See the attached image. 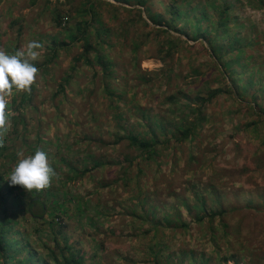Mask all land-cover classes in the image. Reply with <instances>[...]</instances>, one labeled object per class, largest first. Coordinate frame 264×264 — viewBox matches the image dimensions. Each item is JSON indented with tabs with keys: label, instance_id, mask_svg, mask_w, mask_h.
<instances>
[{
	"label": "rangeland",
	"instance_id": "374dc122",
	"mask_svg": "<svg viewBox=\"0 0 264 264\" xmlns=\"http://www.w3.org/2000/svg\"><path fill=\"white\" fill-rule=\"evenodd\" d=\"M36 1L0 0V51L9 56L22 52L21 59L39 71L29 91L13 87L6 98L0 140L5 139L4 149H8L0 153V173L8 180L19 159L34 156L25 143L34 146L42 140L54 175L39 198L48 209L62 204L67 210L61 216L47 214L34 220L18 200L0 202V210L7 207L13 214V231L20 234L16 238H25L41 254L55 253L60 260L63 255L79 254L84 264H236L225 261L226 257H235L238 264H264V0H227L232 5L230 25L245 59L240 76L235 74L237 92L204 49L208 45L202 39L193 41L173 31L188 44H178L169 61V66L176 65L177 76L168 80L159 46L150 43L155 35H150L145 21L150 27L158 26L139 6L103 0L99 4L103 22L112 28L116 45L108 49L116 62L111 84L117 95L114 102L101 70L83 62L66 98L54 99L63 78L72 73L81 44L60 51L49 74L39 67L46 54L53 53L54 40L66 39L67 27L91 16L80 13L87 0H59L65 2L58 7L69 18L59 28L53 5ZM124 27L131 29L129 44ZM148 35L151 41L141 47L137 64L131 38L144 42ZM33 41L40 45L32 50L35 59L27 47ZM193 67L200 73L195 74ZM250 76L256 83L247 87ZM245 88L251 93L244 95ZM216 89L222 93L204 104L207 119L194 144H179L168 126L167 136L161 135L160 140L169 139L170 145L162 148L160 158L146 162L126 140H118L125 133L117 128L119 122L150 134L141 109L156 117L157 124L161 117L166 125L177 124L181 110L169 96H179L183 105L187 97L194 98L198 92L206 97ZM25 93L31 101L22 107ZM212 188L215 197L223 194L226 207L238 208L227 216L229 228L220 218L198 222L202 213L196 199L207 198V205L217 209L208 198ZM34 212L41 213L39 205ZM168 217L171 224L165 221Z\"/></svg>",
	"mask_w": 264,
	"mask_h": 264
},
{
	"label": "trees",
	"instance_id": "16d2710c",
	"mask_svg": "<svg viewBox=\"0 0 264 264\" xmlns=\"http://www.w3.org/2000/svg\"><path fill=\"white\" fill-rule=\"evenodd\" d=\"M56 1L57 3L54 4L52 0H45L48 5H53L51 8L53 20L57 27L62 28L64 21L69 18L64 14L66 11L58 7L59 4L65 2L61 3L59 0ZM115 1L143 8L147 14L148 20L158 26L150 27L149 23L145 21V25L150 29V35H155L153 41H151L150 35L146 36L148 39L144 42L142 40L138 42L133 37L131 38L132 52L134 54L133 59L137 61V64L139 63V51L141 50V47L145 42L151 41L150 43L159 46L158 57L167 66L162 72H164L167 79L170 80L173 76H177V67L176 65L169 66V61L173 59L178 44L184 42L180 36L172 34V31L190 38L193 41L202 39V41L208 45L207 47L204 46V49L213 59L214 63L220 67V72L226 79H228L230 87L237 92L239 85L235 74L238 77L240 76V72L244 69L245 59L244 56H242L243 49L240 47L239 39L230 25L232 5L227 0H162L160 1L159 6L157 3L158 0ZM37 2L38 1L33 0L34 4ZM104 2L105 1L103 0H87L84 2L85 4L83 3L82 5L85 7L80 10V13L83 16L90 15L91 18L88 20L83 19L76 25V27H67L65 29V38L68 40L65 39L61 42L54 40L52 46L53 53L46 54L44 63L39 67L44 74H49L51 66L56 61L60 51L70 49L74 44H81L82 51L78 56L74 57V65L71 67L72 73L63 78L62 82L59 84L58 90L54 93V99L59 96L65 99L67 96L65 94H67L72 86L77 83L76 73L80 70L79 63L81 62L87 67L94 69L99 68L101 70L102 75H104L106 79L105 88L111 98V102H114V100L117 99L115 91L111 88V84L116 79V69L114 68L116 62L115 59L108 55V49H114L116 48V45L112 39V28L107 27L106 23L103 22L104 12L100 9L101 7L99 4H103ZM123 31L124 34H126L125 42L129 44L131 29L129 27H124ZM163 34L166 36H162ZM223 40H225V43H223ZM184 43L186 45L188 44L187 41ZM238 68L241 70L238 71ZM193 72L195 74L200 73L195 67H193ZM246 81L247 87L255 86L256 82L252 76L248 77ZM251 90L252 89L250 88H245L244 95L251 93ZM219 93H222V91L217 89L212 90L205 97L203 93L198 92L194 98L187 97L189 101L183 105H181V99L179 96L171 95L168 97V100L172 105L177 106L176 108L181 110V117L177 124L172 125L168 122V125H166L164 123L166 119L163 117H161V123L157 124L155 122L156 117L147 114L144 109H141L140 111L143 114V118L147 120L146 124L149 125L150 134L137 132L136 129L133 130L128 128L121 125L119 122L117 128L124 130L125 133L118 140H126L131 148L139 151L138 158L145 157L146 162H149L150 160L155 161L160 158L162 148H167L170 145L169 139H166L164 142L160 140L161 135L164 137L167 136L168 126H171L173 129L172 138H175L179 144H183L187 141H191L194 144L196 137L199 132H201L207 119V114L204 111V104L214 100L218 97ZM27 94L28 93H25L26 98L22 103V107H25L26 103L30 104L31 96ZM256 104L257 102L255 100V105ZM56 107L59 109L57 105ZM114 107L117 108V106ZM155 126L156 128H154ZM157 130L159 131L157 132ZM2 132L3 129L0 128V133ZM2 142L3 140H0V153L8 149H4V147H7L3 145L5 144V139L4 142ZM41 142L42 140H39L34 146L26 142L25 145L27 148H31L32 154H35L37 151H43L47 156V149L43 147ZM190 156V160L195 159L191 153ZM99 166L100 165H94V167ZM72 170L76 172L78 171V169L74 167H72ZM85 172H89V170H86ZM77 174L81 175L79 172H77ZM26 192L27 191L21 186H10L8 180H6L3 174L0 173L1 203H7L9 201L13 203V199H15V202L18 200L31 213L34 220H41L45 218V215L47 214L51 216H61V214L67 210V207L62 204H59L55 210L48 209L44 202H42L41 198H39L40 191L32 190L30 196H28ZM214 194L215 190L212 188L208 198L212 203L217 204V209L213 208L212 205H207V198L196 199L197 204H195V206L199 212L202 213L198 222H204L207 217L210 219L220 218L221 224L226 228H229L230 223L228 222L227 216L238 210V208L233 207L229 209L225 206L223 194L220 195V193H218L216 197ZM197 196V198H199V195ZM24 197L29 200L25 201ZM38 205L40 206V214L34 212V208L37 209ZM250 205L251 201L249 203V206ZM209 209H213L214 213L212 214L209 212ZM19 211L22 212L24 210ZM12 215L8 213L7 207L0 210V264H84L83 257L79 254L70 253L69 255H63L60 260L61 257L55 255V253L41 254L37 252L25 238L18 240L16 238L18 232L13 231L14 222L12 220ZM169 218L170 217L165 218V221L171 224ZM50 222L54 221L51 220ZM151 222H155L154 225L156 227L160 225L159 221ZM13 234L15 236H13ZM230 260H234L236 264L239 263V260L235 259V257L225 258V261ZM200 264L206 263L201 261Z\"/></svg>",
	"mask_w": 264,
	"mask_h": 264
},
{
	"label": "clouds",
	"instance_id": "9594fccd",
	"mask_svg": "<svg viewBox=\"0 0 264 264\" xmlns=\"http://www.w3.org/2000/svg\"><path fill=\"white\" fill-rule=\"evenodd\" d=\"M29 55L35 59L37 49L40 45L33 41L28 44ZM24 54L18 53L9 56L0 51V128L5 124L4 108L7 103V97L11 95L13 87L18 91H29L33 84L37 68L21 59ZM54 175L53 169L50 167L46 153L37 151L34 156L21 158L18 160L14 170L8 177L10 186H21L25 191H40L46 189L51 177Z\"/></svg>",
	"mask_w": 264,
	"mask_h": 264
}]
</instances>
